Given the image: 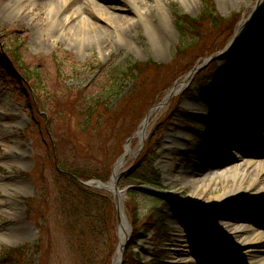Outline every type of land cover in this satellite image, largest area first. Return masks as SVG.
Masks as SVG:
<instances>
[{"label": "rangeland", "instance_id": "374dc122", "mask_svg": "<svg viewBox=\"0 0 264 264\" xmlns=\"http://www.w3.org/2000/svg\"><path fill=\"white\" fill-rule=\"evenodd\" d=\"M11 1L0 0V9L6 12L4 18L0 17V55L17 53V71L29 68L39 74L42 89L28 78L36 93L33 94L35 108L31 110L26 93L8 80L0 81V264H99L110 240L104 226L107 215L104 213L101 218L97 215L91 223L92 220L89 222L81 212L75 211L72 202L76 203L73 197L77 195L76 189L67 188L64 176L57 175L52 151L62 171L103 175L111 168L112 172L119 149L124 150L128 135L134 126L137 129L145 110L150 108L145 101H153L175 76L172 66L179 64L180 72L184 64L195 60L193 64H200L201 59L196 57L201 47L176 60V47L188 43L191 36L180 32L175 19L177 15L197 17L202 1L21 0L19 11L9 4ZM212 1L217 14L224 19L234 13L244 12L245 18L254 13L237 42L214 61L218 75L202 87L194 84L195 76L192 77L182 88H176L178 93L165 106V111L151 116L145 142L156 140L154 136L148 138L150 134L157 136L156 127L162 122L167 126L152 165L140 162L144 147L138 152V140L131 142L117 181L118 190H123L120 197L124 212L129 201L126 194L131 192L138 204L141 224L152 216L169 228L163 241L156 242L151 231L140 232L132 240V256L135 259L139 256V262L134 264H184L188 255H193L197 264H239L203 223L248 219L250 228L256 223L264 226V173L257 181L249 179V183L241 186L240 196H230L219 207L205 209L201 217L195 206L177 199L181 195L188 197L192 181L213 169L204 170L207 163L203 161H216L212 154L219 149L216 139L243 137L239 142L241 151L251 148L255 156L264 158V144L242 133L232 121L238 118L247 121L254 115L257 128L263 130L264 123L259 121L264 122V62L259 57L264 59V0L256 10L257 0ZM123 18L131 21L127 23ZM242 25L239 19L236 28ZM252 27L257 33L251 31ZM130 61L140 64L151 61L165 69L144 79L147 84L141 104L139 101L130 104L136 109L132 118L119 117L113 124H106L107 129L97 128L90 121L89 127H84L88 101L99 93L109 92V81L112 82L109 74L118 72ZM229 62L254 69L255 81L234 79L227 72ZM1 71L0 65V76ZM130 88L128 83L124 88L114 89L111 105L124 98ZM210 92L221 100L214 108L239 114L231 119L223 115L212 118L215 129L208 126L210 115L201 107L187 105L189 100H205ZM241 96L244 101L237 102L236 98ZM176 98L184 112L199 116L185 117L178 113L167 121L170 114L167 108L172 109L171 103ZM114 107L113 111L119 110V104ZM11 113L13 116L8 117ZM261 134L259 140L264 139ZM168 135L179 137L180 145L172 146L165 166L161 150L166 147ZM79 144L87 146L88 151L80 150ZM194 150H201L203 157ZM235 156L224 155L228 160L223 164L226 170L236 164ZM41 179L45 180L44 184L39 183ZM253 192L258 195L255 197ZM223 193L220 185H216L208 196L216 198ZM111 202H115V197ZM24 227L31 232L23 234ZM117 232L118 223L116 240ZM13 250H20V255L12 253ZM238 256L252 262L264 259V245L241 251Z\"/></svg>", "mask_w": 264, "mask_h": 264}, {"label": "trees", "instance_id": "16d2710c", "mask_svg": "<svg viewBox=\"0 0 264 264\" xmlns=\"http://www.w3.org/2000/svg\"><path fill=\"white\" fill-rule=\"evenodd\" d=\"M202 1V10L199 13L197 17L191 18L187 15H177L176 16V24L183 34H189L191 36V39L188 43H186L183 46L178 45L175 49L176 54V60L185 58L188 55V52H194L198 48V56L196 59H203L205 57L211 56L215 54L218 51H221L225 45L229 42L231 39L234 31L236 30L238 20H241V15L238 13L232 14L228 19H224L220 17L216 10L215 6L212 0H201ZM260 14V12H259ZM259 14L257 15V18L259 17ZM251 31L256 32L254 30V27H252ZM257 33V32H256ZM189 48H191V51H189ZM196 61V60H195ZM195 61L191 62L190 64H184L183 69L179 72V64H174L172 66V72L175 74V76L172 78V80L166 84L160 92H158L157 96L154 98L153 101L147 103L145 101L146 107L154 106L155 104L162 101V99L167 94V90L175 84V82L180 81L183 76L189 72L195 64H193ZM19 62V58L17 53H13L11 55H5L4 53L0 55V65H1V76L0 81H9L12 85H15L22 93L27 94V100L29 103V109L32 110V107L35 108V101L36 97L33 94L35 93V89L33 88V83L30 82L28 79H33L36 86L39 89H42V87L39 84L40 75L35 73L34 71L30 70L29 68L25 69L24 71H17V67ZM201 62V60H200ZM16 64V65H14ZM25 68V67H24ZM165 69L164 66L155 64L151 61H147L146 63L140 64L137 62H128L126 65L123 66V68H120L118 72L113 71V74H109V78L112 79V82L109 81V92L99 93L94 98H91L88 102L89 105H87L86 109L87 117L84 120V127H89V121L92 122V125H94L97 128L103 127L104 129H107L108 126L106 124H113L114 121H117L119 117H133V111L136 112V109L133 108L135 105H130L133 101H139V104H141L142 94L145 92L146 87L144 86L146 80L148 79L149 75L151 76H157L162 70ZM27 70V71H26ZM219 73L217 66L214 64V60L211 61L206 67L201 69L199 72L195 74V77L193 79V83L197 84L198 86H204L208 81L214 79L217 74ZM128 83H131V88L128 92V94L124 97L118 100V102L114 105L117 106L119 104V110L113 111L115 107L111 105V98L115 92L114 89L116 88H124L125 85ZM139 84V86H138ZM66 95H63L62 97H65ZM32 97V99H30ZM178 100V101H177ZM75 103V101H71ZM144 103V102H143ZM72 104V103H71ZM128 105H130V109H128ZM172 109L169 107L167 110H170V114L166 116L167 121L171 120L172 116L177 115L178 113L183 112L181 110V106L179 105V99L176 98V101H172L171 103ZM71 107V106H70ZM72 108V107H71ZM149 108V109H150ZM145 110L143 116L141 119L144 118L146 112L149 110ZM165 111V106L163 108L158 109L156 115L160 111ZM85 112V111H84ZM37 116L40 114V112H36ZM194 116L195 114H191ZM46 122H49L50 116L44 114ZM156 117V116H155ZM137 124V122H136ZM135 128V126H134ZM132 129L131 133L128 135V138L131 137V135L134 133L136 129ZM167 126L163 124L160 126H157V136L150 134L148 140H150L153 136L156 140L152 142H145L144 150L142 157L140 159V162L146 163L148 165H152L154 163V154L159 149L160 142H161V134L163 131H165ZM162 130V131H161ZM42 135H45V127H43ZM127 138V139H128ZM126 139V140H127ZM135 139V138H134ZM133 139V140H134ZM132 140V141H133ZM52 150L54 148L53 145ZM79 149L82 150L84 153H86L88 150V147L79 144ZM122 149L120 148L117 156L115 159L119 158L122 153ZM53 152V165L56 169L57 175L60 174V176H64L65 181L67 182V188L76 189L77 195H73V197L76 200L72 202V207H74L75 211L78 213L81 212L85 218L88 219L91 223H93V220L98 216L100 218L105 215L107 217L104 219V226L108 232V235L110 234V240L107 242L108 246L102 256L101 261L99 264H110L112 260V256L114 254L117 240L115 237V231H116V225H117V218L115 214V208L113 203L111 202V195L105 191L96 190L93 188H87L85 186H82L78 183L77 179L82 181H87L92 178L101 180L103 182H106L110 177V170L109 168L107 172L103 175H85L80 174L76 172H67L62 171L61 166L58 164L56 160V154L55 151ZM45 182V180H40L39 183ZM44 184V183H42ZM71 191V189H69ZM69 193V192H68ZM67 193V194H68ZM67 198L73 199V197L66 196ZM127 198L129 201L125 204V213L127 215V218L129 220V223L131 225L132 234L131 239L126 244L124 250H123V261L121 264H134L135 262H139V256H136V259L132 256V240L138 236L140 232H148L151 231L154 234L155 241H163L167 236L169 232V228L166 226L165 222H162L159 219H154L152 216H149L148 219H146V222L141 224V218H140V212L138 210V204L134 199V196L131 192L127 193ZM40 205L39 203H37ZM77 207L80 208L77 209ZM96 213V214H95ZM107 213V214H106ZM104 218V217H103ZM12 253H19L20 250H13ZM161 254V253H160Z\"/></svg>", "mask_w": 264, "mask_h": 264}, {"label": "bare ground", "instance_id": "6f19581e", "mask_svg": "<svg viewBox=\"0 0 264 264\" xmlns=\"http://www.w3.org/2000/svg\"><path fill=\"white\" fill-rule=\"evenodd\" d=\"M160 1V0H158ZM161 2V1H160ZM11 6L15 5V11H19V6L21 4V0H13L9 2ZM35 4H33L34 6ZM112 8V7H111ZM115 8V7H114ZM116 9V8H115ZM137 14L144 17L142 13L139 11H136ZM5 10L2 8L0 9V17L1 19L5 17ZM127 23L131 20H126L123 18ZM121 33L124 32V28L120 30ZM242 30H239V32L236 35V42L241 37ZM259 61L261 63L264 62V59L262 57H259ZM241 63H231L229 62L227 65V72L230 75L234 76V79L241 80L242 78H246L247 80H254V69H247L243 67V65H240ZM255 81V80H254ZM254 81H251L252 83ZM257 81V80H256ZM207 98L205 100H199V99H193L189 100L187 105L189 106H199L201 109L210 115V119L208 120L207 124L208 126H212V128H216L215 125L212 124V118H218L220 115L225 116L226 119H231L233 116L237 115L238 113L235 111H220L217 108H214V105H218V103L221 101L220 98L217 95H213L211 92L210 94H207ZM224 96V95H223ZM244 98L243 96L237 97V102H243L244 100L241 99ZM258 102H261L259 98H257ZM6 107V106H5ZM2 106H0V109ZM264 112V107L262 108ZM249 110V108H248ZM239 115V114H238ZM13 116L12 113L8 115ZM0 120H2L0 118ZM234 124L238 125L239 129L242 130V133H246L250 138H256L258 141V144H264V139L259 140V132H261V136L264 138V126L263 130L260 128H257L256 123L258 121L252 117V119H248L247 121L238 118L237 120L232 119ZM260 123H264L262 121H259ZM225 126L223 125V128ZM237 127V126H236ZM222 128V127H221ZM259 131V132H258ZM229 133V132H228ZM243 136V135H242ZM230 138V136L228 137ZM233 139H216L218 143L219 149L217 151H213V157L216 158V161L209 162L207 159H205L203 162L207 163L204 164V170H212L207 174L206 176L202 178H197L196 180H193V187L191 189V193L188 197L185 196H178L177 199L179 201H183V203H187L190 205H193L196 207L198 215L201 217L203 211L205 209H209L212 207H219L224 199H230V196L232 197H238L241 194L240 188L241 186L245 185V183H249V179L253 181H257L260 176L264 173V158H259L258 156H255L253 153V149L249 148L246 152H241L239 147V142L242 141L239 137H232ZM167 141L164 143L166 147L161 150V153L163 154L162 159H165L164 165L166 166L169 161H167V154L170 152V149L173 145H180V139L179 137H175L172 135H168L166 137ZM241 145H244L241 143ZM244 147H246L244 145ZM196 151V154H198L200 157H203V152L201 150H194ZM236 155L235 156V163L230 169L226 170L224 168L225 163H227V159L224 157V155ZM240 154V155H239ZM201 162V160H200ZM208 162L210 164H208ZM211 168V169H210ZM205 171V172H206ZM19 185H22V182H19ZM216 185H220V187L224 190V193L216 198H210L208 196V192L211 188H213ZM258 192H253L252 194L256 197ZM208 196V197H207ZM248 219H237L234 221H224L221 222H214L212 224L204 222V227L214 236L217 237V239L220 241V243L223 245L224 250L229 253V257L233 259H238L239 264H264V259H260L256 262L248 261L243 256H238L240 252L249 250L251 248L259 247L260 245H264V226H260L259 224H255L254 228L248 227ZM248 225V226H247ZM263 225V224H261ZM263 230V232H261ZM23 234H28L31 232V230L27 227H24L21 229ZM250 233V235H249ZM121 234H124V231H121ZM248 234V236H246ZM237 257V258H235ZM235 261V260H234ZM233 261V262H234ZM184 264H197L194 260L193 255H188L184 257Z\"/></svg>", "mask_w": 264, "mask_h": 264}, {"label": "water", "instance_id": "95a60500", "mask_svg": "<svg viewBox=\"0 0 264 264\" xmlns=\"http://www.w3.org/2000/svg\"><path fill=\"white\" fill-rule=\"evenodd\" d=\"M261 3H262V0H257L254 10H256ZM253 13H254V11H253ZM253 13L251 15H253ZM251 15L248 18L242 20V22H243L242 28L247 24V21L249 20ZM242 28H238L234 32L231 40L229 41V43L225 46V48L221 52L205 58L203 60L202 64H196L193 67V69L191 71H189L184 76L182 82L175 83V85L170 89V92L164 97V99L159 104L153 106L151 109H149L147 111L144 119L139 124V127L137 128V130L134 132V134L125 143L124 152H123L122 156L116 161V163L112 169L111 176L107 182H101L99 180H89L87 182L79 181L80 184L83 186L95 188L98 190L107 191V192L111 193L113 196H115V198H116V200H115V211H116V216L118 219V232H117L118 244H117L115 254H114L116 257L115 256L113 257L111 264H121L123 249L125 247V244L129 240L130 233H131V227H130V224L128 223L126 215L124 213L123 203H122L121 197H120L121 193H123V190H118V187H117V181L120 177L119 170H120L121 166L123 165L124 158L130 152L131 139L134 137L138 138V143H139L138 149L140 150L144 144V140L146 137V129L149 126V119H150L152 113L157 108H160V107H163L164 105H166L168 103L169 99L173 95L178 93L176 91V88L178 86L182 88L183 84L185 82H189V80L194 76V74L199 69L203 68L209 61H211L214 58V56H219V55L225 53L226 51H228L236 43V35L239 32V30H242ZM121 231H124V234H121Z\"/></svg>", "mask_w": 264, "mask_h": 264}]
</instances>
